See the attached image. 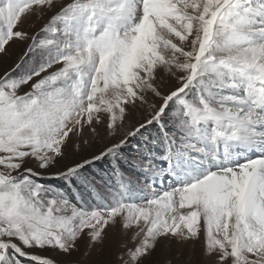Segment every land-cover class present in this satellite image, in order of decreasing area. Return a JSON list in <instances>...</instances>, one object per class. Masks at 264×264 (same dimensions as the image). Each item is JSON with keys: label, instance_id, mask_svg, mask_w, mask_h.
I'll list each match as a JSON object with an SVG mask.
<instances>
[{"label": "snow or ice", "instance_id": "6c2138e0", "mask_svg": "<svg viewBox=\"0 0 264 264\" xmlns=\"http://www.w3.org/2000/svg\"><path fill=\"white\" fill-rule=\"evenodd\" d=\"M16 42L0 264H113L110 230L115 264H264V0H0Z\"/></svg>", "mask_w": 264, "mask_h": 264}, {"label": "rangeland", "instance_id": "374dc122", "mask_svg": "<svg viewBox=\"0 0 264 264\" xmlns=\"http://www.w3.org/2000/svg\"><path fill=\"white\" fill-rule=\"evenodd\" d=\"M35 19L34 17L32 18ZM43 21H38L36 26L33 27L31 21H26L24 24V28L29 31L30 34H34L39 30L40 24ZM28 42L20 43L16 42L12 44L9 48V55L6 57H0V75L4 72L12 70L15 68V65L19 62L20 57L23 56L24 52L26 51ZM27 88L22 89V91H27ZM111 143L109 139H101V141L94 144L93 148L90 149V152H96L102 149L104 146ZM132 144H135V140L132 141ZM127 150V149H126ZM80 159L78 155H74L71 152L66 160L61 162V167L71 164L72 162ZM105 170L107 171V165L104 166ZM99 168H94L92 171H99ZM103 174V173H102ZM107 179V176L105 175ZM130 235V234H129ZM119 240L120 236L118 234V230H110L108 240L105 243V254L103 256L104 259L111 260L113 264H115L116 254L119 251ZM84 246H82L81 251L83 252ZM96 255L95 253L93 254Z\"/></svg>", "mask_w": 264, "mask_h": 264}]
</instances>
